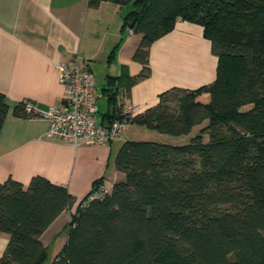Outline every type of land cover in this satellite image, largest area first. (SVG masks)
<instances>
[{"label":"trees","instance_id":"1","mask_svg":"<svg viewBox=\"0 0 264 264\" xmlns=\"http://www.w3.org/2000/svg\"><path fill=\"white\" fill-rule=\"evenodd\" d=\"M102 1L125 7V28L141 34L133 60L142 68L125 77L128 90L150 75L151 45L178 19L202 25L217 72L195 89L171 87L132 117L162 134L192 135L184 144L125 140L116 156L123 176L111 190L97 180L79 202L59 264H264V0L89 5ZM26 104L14 114L30 116ZM8 112L0 91V133ZM71 200L65 185L42 175L28 185L0 182V234L9 235L0 264H44L40 236Z\"/></svg>","mask_w":264,"mask_h":264},{"label":"crops","instance_id":"2","mask_svg":"<svg viewBox=\"0 0 264 264\" xmlns=\"http://www.w3.org/2000/svg\"><path fill=\"white\" fill-rule=\"evenodd\" d=\"M125 14L126 8L113 1L93 7L89 0H0V91L9 104L0 133V182L12 177L28 185L33 176L42 175L65 185L72 198L40 236L47 258L49 248L55 249L50 264L67 242L71 213L95 182L101 180L111 190L123 176L116 166L117 153L125 140L136 139L137 126L143 125L130 120L123 135L107 144L76 145L49 137L46 118L16 116L14 107L32 102L45 111L60 105L66 87L57 64L75 58L95 74L97 120L103 124L126 105L138 106L137 115L171 87L195 89L216 77L218 57L202 25L178 19L170 32L152 43L150 75L128 90L125 77L142 68L133 60L141 34L128 32ZM201 98L207 101L209 93ZM8 241V234H0V258Z\"/></svg>","mask_w":264,"mask_h":264},{"label":"built area","instance_id":"3","mask_svg":"<svg viewBox=\"0 0 264 264\" xmlns=\"http://www.w3.org/2000/svg\"><path fill=\"white\" fill-rule=\"evenodd\" d=\"M127 30L133 33L131 28ZM57 69L60 81L66 87L62 103L45 111L38 110L32 102L26 104V111L31 117H43L48 120L47 135L76 145L107 144L121 137L138 106L123 107L120 117L109 122V126L98 123V96L94 72L79 58L59 62ZM104 192L105 188L101 185L96 193L101 195ZM54 264H59V257L55 258Z\"/></svg>","mask_w":264,"mask_h":264},{"label":"rangeland","instance_id":"4","mask_svg":"<svg viewBox=\"0 0 264 264\" xmlns=\"http://www.w3.org/2000/svg\"><path fill=\"white\" fill-rule=\"evenodd\" d=\"M249 106L250 105H246L245 108H248ZM127 127L129 128L130 125L129 126L127 125ZM137 127H138L139 132H137L135 135H136V139H139V140H154V141H160V142H168L171 144H184L190 140V136L192 135V133H190V134H186L182 136H172V135L159 133L156 130L147 128L146 126H137ZM63 235L65 237L66 235L65 230L63 231V234L60 235V238H62ZM54 252H55L54 247H50L49 255H48V258L45 264L51 263L50 261L53 260L52 256Z\"/></svg>","mask_w":264,"mask_h":264},{"label":"water","instance_id":"5","mask_svg":"<svg viewBox=\"0 0 264 264\" xmlns=\"http://www.w3.org/2000/svg\"><path fill=\"white\" fill-rule=\"evenodd\" d=\"M133 25V23L131 24V26ZM105 126H109V121L107 120L104 124Z\"/></svg>","mask_w":264,"mask_h":264}]
</instances>
